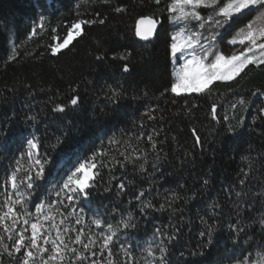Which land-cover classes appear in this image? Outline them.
Returning <instances> with one entry per match:
<instances>
[{"label": "snow or ice", "instance_id": "obj_1", "mask_svg": "<svg viewBox=\"0 0 264 264\" xmlns=\"http://www.w3.org/2000/svg\"><path fill=\"white\" fill-rule=\"evenodd\" d=\"M133 2L141 8L150 4L153 9L150 15H140L135 20L133 31L140 40L151 42L157 37L158 27L163 26L162 16L175 29L165 41V56L172 64L173 79L161 93V97L167 95L171 104L179 103L175 116L189 122L192 149L198 148L203 152L206 142L211 147L218 139L225 142L231 140L244 126L243 116L237 113L250 107L251 97H264V91L256 88L246 98L228 87L226 91L232 95L224 97L222 93L214 91V88L217 83L229 86L237 83L250 68L264 71V0ZM101 7L117 16L129 13L128 5L119 3V0H81L75 5L74 19L56 26H51L48 17L42 13L30 27L26 38L11 47L5 65L17 61V57L22 55L31 57V52L25 50L22 54L18 49L37 40L45 31L49 34V43L43 46L44 51L50 57L58 59L87 36L86 29L108 24L110 17L100 10ZM89 8L93 10L89 11ZM249 13L255 15L238 28L228 41L233 50L230 54H225L216 46L217 38L222 35L220 30H230ZM42 58L43 53L35 56L37 60ZM104 58L103 54L96 56L97 61H103ZM112 59L123 61L122 71L130 72L132 53L117 54ZM68 88L70 95L66 102H57L60 99L58 92L49 97L52 113L63 114L69 109L80 107L82 97L79 84L71 83ZM106 89L104 96L110 103L118 104L125 96L121 85H107ZM216 96L219 99H214ZM205 97L211 101L205 115V119L210 118L211 123L208 129L210 139L207 141L201 134V129L195 126V122L199 120L197 112L202 107L199 100ZM177 98H180L179 101ZM225 105L232 115L227 111L223 114L218 111ZM155 111L156 109H149L145 113L149 121L157 120L153 114ZM27 119L35 125L37 117L31 115ZM257 120L264 122V106L258 108L252 123L255 124ZM139 127L140 131L128 133L126 138L108 139L106 145L102 144L93 150L86 159L76 163L70 161L64 169L58 167L59 162L54 161L49 153L63 143L62 137H66L68 133L57 135L54 145L44 144L39 136L31 133V138L26 139L24 150L9 164L7 174L0 183V264H170V246L181 231L179 221L173 224L170 218L169 224L155 226L151 240L142 248L143 254L137 258L135 253L138 245L131 240V230L138 228V220L131 210L120 205L113 207L108 216L112 220L120 216L116 223L100 214L86 219L85 202L90 201L93 191L102 188L104 192L111 193L115 189L116 197L125 195L134 184V181L127 178L129 169L140 176L155 175L160 171L158 164L161 160L160 153L164 151L162 146L169 140L177 141V137L165 133L163 127H152L147 132L143 131V122ZM145 143L147 148L142 146ZM150 152L154 154L152 162L149 161ZM166 158L165 155L164 159ZM188 158L194 159L191 149L184 152V159ZM243 159L247 160L248 157ZM53 170L58 174L64 173L62 181L46 194L41 193L37 202V192L50 182L47 177L52 175ZM248 176L249 173L241 169L238 183L245 185ZM146 182L152 184L150 179ZM208 184L209 180L204 179L203 185ZM147 195L146 189H139L128 200V205L138 210L141 216L149 214L150 210H170L172 215L179 214V220H183V208L178 205L184 201V197L179 192L170 191L162 197L163 202L158 204L153 199H148ZM235 195L239 197L241 192H236ZM255 196L261 198L262 210L258 221L254 219L252 222L264 233V190ZM157 197H160V193H157ZM222 211L223 205L218 199L209 203L205 214L207 218L201 217L203 230L198 233L200 239L189 252L193 257L189 264H210L207 257L217 243L215 217ZM236 216L238 219L228 224L230 232L236 236L247 234L239 219L241 212L237 211ZM122 236L128 238L121 239ZM236 264H264V250L254 254L249 249Z\"/></svg>", "mask_w": 264, "mask_h": 264}, {"label": "trees", "instance_id": "obj_2", "mask_svg": "<svg viewBox=\"0 0 264 264\" xmlns=\"http://www.w3.org/2000/svg\"><path fill=\"white\" fill-rule=\"evenodd\" d=\"M78 2L81 0H0V183L7 174L9 164L24 150L31 133L39 136L46 145L56 144L57 135L68 133L62 137L63 143L49 153L54 161L59 162L58 167L64 169L70 161L76 163L86 159L93 150L106 145L108 139L126 138V134L140 131L141 122L145 125V132L151 131L152 127H163L165 133L175 135L177 141L169 140L162 146L164 151L160 153L158 164L160 171L152 176H140L129 169L127 178L134 184L119 198L115 189L111 193L104 192L102 188L93 191L90 201L85 202L86 219L100 214L116 223L120 216L115 220L108 216L113 207L120 205L131 210L138 220V228L131 230V240L138 245L137 258L151 240L155 226L169 224L170 218L173 224L179 221L181 231L170 246L169 260L170 264H189L193 259L189 252L197 245L200 239L198 233L203 230L201 217L207 218L205 214L209 203L218 199L223 211L215 217L217 243L207 257L210 264H236L249 249L254 254L260 253L264 250V233L252 221H258L262 210L261 198L255 194L264 190V122L257 120L253 124L252 121L258 108L264 106V97H251L250 107L237 113L243 116L244 126L231 140L225 142L218 139L211 147L206 142L203 152L198 148L192 149L189 122L175 116L179 103L173 105L167 95L161 97L172 80V66L165 56V41L174 31L173 25L162 16L163 26L158 27V35L151 42L137 41L134 35L136 18L150 15L153 10L150 4L141 8L133 0H119V3L129 7L128 14L119 16L101 7L100 10L110 17L108 24L86 29L87 36L58 59L44 51L43 46L49 43V34L45 31L43 36L18 49L22 54L25 50L31 52V57L22 55L17 57L19 62L11 61L5 65L11 47L26 38L40 14L48 17L51 26L63 24L74 19ZM92 10L89 8V11ZM253 15L255 13H249L230 30L224 29L217 38V47L230 54L233 48L225 37L233 36ZM125 52L132 53L133 57L128 73L121 69L123 61L112 59ZM40 53H43V58L35 59ZM101 54L105 56L104 60L97 61L96 56ZM71 83L79 84L80 107L63 114L52 113L49 97L58 92L60 99L57 102H66ZM107 85L123 87L125 96L118 104L106 100L104 92ZM228 87L246 98L256 88L264 91V71L250 68L237 83L230 86L217 83L214 91L230 97L232 93L226 91ZM214 99H219V96ZM199 103L202 107L197 112L199 120L195 126L201 129L207 141L210 139L208 129L211 123L205 115L211 101L205 97ZM149 109H156L153 113L156 121H149L145 116ZM218 111L222 114L227 111L232 115L227 105ZM31 115L37 117L35 125L27 119ZM233 123L236 121L233 120ZM142 146L147 148L146 143ZM190 149L194 159H184L185 150ZM245 156L247 160L243 159ZM153 158L154 154L150 152L149 161L152 162ZM241 169L249 173L245 185L238 183ZM63 175V172L58 174L53 170L52 175L47 177L50 182L38 190L37 202L41 193L46 194L62 181ZM148 179L152 181L151 185L146 182ZM204 179L209 180L207 186L203 185ZM141 188L147 190V198L153 199L156 204L162 203V197L170 191L179 192L184 197L178 205L183 208V220H179V214L172 215L170 210H150L149 214L141 216L138 210L128 205V200ZM236 192H241V195L236 196ZM237 211L241 212L239 219L247 234L236 236L228 228L230 222L238 219Z\"/></svg>", "mask_w": 264, "mask_h": 264}, {"label": "rangeland", "instance_id": "obj_3", "mask_svg": "<svg viewBox=\"0 0 264 264\" xmlns=\"http://www.w3.org/2000/svg\"><path fill=\"white\" fill-rule=\"evenodd\" d=\"M175 30V29H174ZM224 29H221L220 31L222 32ZM208 33H207V31L205 30V35H207ZM226 38V41H229L231 38H232V36H229V37H225ZM218 45V43L216 44V46ZM171 66H172V64H171ZM171 75H172V79H173V67H172V70H171Z\"/></svg>", "mask_w": 264, "mask_h": 264}, {"label": "water", "instance_id": "obj_4", "mask_svg": "<svg viewBox=\"0 0 264 264\" xmlns=\"http://www.w3.org/2000/svg\"><path fill=\"white\" fill-rule=\"evenodd\" d=\"M138 40L137 41H140V42H145V41H142V40H140L138 37H136Z\"/></svg>", "mask_w": 264, "mask_h": 264}]
</instances>
